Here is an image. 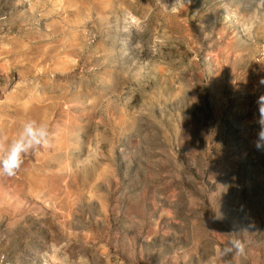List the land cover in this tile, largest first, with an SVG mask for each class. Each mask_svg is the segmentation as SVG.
I'll return each mask as SVG.
<instances>
[{
  "label": "rangeland",
  "instance_id": "1",
  "mask_svg": "<svg viewBox=\"0 0 264 264\" xmlns=\"http://www.w3.org/2000/svg\"><path fill=\"white\" fill-rule=\"evenodd\" d=\"M172 3L0 0V264H264V0Z\"/></svg>",
  "mask_w": 264,
  "mask_h": 264
},
{
  "label": "clouds",
  "instance_id": "2",
  "mask_svg": "<svg viewBox=\"0 0 264 264\" xmlns=\"http://www.w3.org/2000/svg\"><path fill=\"white\" fill-rule=\"evenodd\" d=\"M185 0H173L172 12H177ZM260 131L255 142L257 149H264V99L260 106ZM51 128L49 122L27 118L20 125V130L12 139L0 137V175L12 177L17 174L28 153L47 147L50 144Z\"/></svg>",
  "mask_w": 264,
  "mask_h": 264
},
{
  "label": "bare ground",
  "instance_id": "3",
  "mask_svg": "<svg viewBox=\"0 0 264 264\" xmlns=\"http://www.w3.org/2000/svg\"><path fill=\"white\" fill-rule=\"evenodd\" d=\"M191 173V172H190ZM229 218V217H228ZM51 232V231H50Z\"/></svg>",
  "mask_w": 264,
  "mask_h": 264
}]
</instances>
